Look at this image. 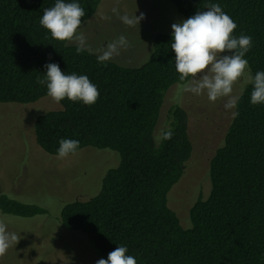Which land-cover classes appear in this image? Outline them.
Masks as SVG:
<instances>
[{
    "label": "trees",
    "instance_id": "16d2710c",
    "mask_svg": "<svg viewBox=\"0 0 264 264\" xmlns=\"http://www.w3.org/2000/svg\"><path fill=\"white\" fill-rule=\"evenodd\" d=\"M102 0H0V103L56 96L38 114L36 142L49 154L92 146L119 153L99 192L60 209V223L84 233L108 264H264V0H172L182 34L158 32L138 66H123L76 44L70 34ZM219 43L252 78L237 97L209 166L210 191L184 226L168 192L193 152L189 115L175 104L155 136L166 91L187 83ZM0 211L48 213L0 194Z\"/></svg>",
    "mask_w": 264,
    "mask_h": 264
},
{
    "label": "rangeland",
    "instance_id": "374dc122",
    "mask_svg": "<svg viewBox=\"0 0 264 264\" xmlns=\"http://www.w3.org/2000/svg\"><path fill=\"white\" fill-rule=\"evenodd\" d=\"M186 26L185 15L172 0H102L95 15L70 34L67 44L123 66H138L152 52L156 33L179 35ZM251 78L243 59L213 43L195 75L165 93L155 136L161 138L169 126L170 108L178 104L188 112L193 142L185 173L168 192V204L184 226L190 224L193 202L210 191L211 158L223 143L236 99ZM59 108L53 95L27 104L0 103V194L48 209L34 217L0 211V264H108L88 237L64 227L59 215L65 203L97 194L120 156L115 150L92 146L64 155L42 150L34 120L43 111Z\"/></svg>",
    "mask_w": 264,
    "mask_h": 264
}]
</instances>
